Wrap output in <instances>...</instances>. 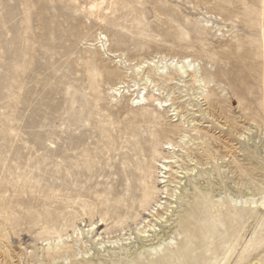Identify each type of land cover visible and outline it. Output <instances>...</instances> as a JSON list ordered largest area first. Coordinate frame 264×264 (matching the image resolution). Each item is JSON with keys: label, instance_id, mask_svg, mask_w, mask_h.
<instances>
[{"label": "rangeland", "instance_id": "obj_1", "mask_svg": "<svg viewBox=\"0 0 264 264\" xmlns=\"http://www.w3.org/2000/svg\"><path fill=\"white\" fill-rule=\"evenodd\" d=\"M183 57L199 88L175 85L169 109L157 102L172 85H144V102L133 103L141 60ZM166 143L177 199H166L174 212L154 253L137 239L138 206L124 215L113 202L134 178L164 189L154 159ZM192 212L209 240L205 225L195 236L176 231ZM73 230L87 253L76 244L75 255L46 263L41 249ZM169 256L264 264V0H0V264Z\"/></svg>", "mask_w": 264, "mask_h": 264}, {"label": "bare ground", "instance_id": "obj_2", "mask_svg": "<svg viewBox=\"0 0 264 264\" xmlns=\"http://www.w3.org/2000/svg\"><path fill=\"white\" fill-rule=\"evenodd\" d=\"M134 72L135 77L140 78L142 87L144 85H149V87L152 85L153 88H156V91H164L168 85H172L171 87H168L167 90L170 99L157 102L161 108L170 109L173 107V102H175L176 98L173 97V88L175 85H179L180 83L188 81L191 82L192 87L198 86L199 88V86L203 84V80L199 75L197 68L195 67L194 61L188 57H183L179 61L178 59L175 60V58H158L157 61H155L153 58L147 60L143 59L135 66ZM158 83L161 84V86H158ZM134 85L137 84L134 83ZM146 87L144 86L141 88V92H139L136 98L133 100L134 104H140L144 102L145 95L147 94ZM168 102L171 103L168 104ZM172 112H176L175 114L177 115L178 110L174 108ZM180 119L183 121L184 117L180 116ZM177 132L178 131H176V133ZM164 149L168 150V152L157 153L158 158L154 159V162H156L157 165L156 173L159 174L161 178L158 184H162L164 189H157L155 182L148 181V179L134 178L126 184V186L120 191L117 198L113 202V207L116 212L124 215L127 214L131 209L138 206V212L133 221L135 224V233L137 235V239L148 242V245L145 246L148 247L150 252L154 253L161 250L163 246V244L159 243L163 238V235L160 233V227H167L171 225L170 218L164 215L168 212V216H170V214H173L174 212V210L168 211V208L165 207L166 204L171 205V203L167 202L166 199L173 197L177 199L175 189L172 191L169 190L171 183L175 179L174 175L177 173L176 170H174V168L177 166V156L175 154L176 150H174L175 146L173 144L166 143ZM195 215V212L188 214L186 219L178 225V229H176V231L180 229L184 233L190 232L193 236H195L198 232L197 230H200L201 226L205 225V232H201L200 237L202 241L209 240L212 234L207 229L205 221H201V224ZM138 219L141 220L140 223L137 221ZM90 226H92V224ZM117 228H122V225H118ZM76 231H80V229H77ZM73 233L75 236L74 239H72V236H66V238H63L62 235H57L53 244L47 243L45 247L41 249L46 263H51L55 260L75 255L74 247L76 244L81 246L82 253H87V249L85 247L86 241H84L83 232H80V237L75 235L74 230ZM87 233H89L88 230ZM121 238H123V236ZM121 238L116 237L115 241H112V238L107 239L106 243L117 244V242L121 241ZM171 241L174 242L170 238L168 244H170ZM95 244L102 246V243L99 241V239H96ZM198 246H200V244ZM190 247L196 249L197 245L192 243ZM138 249H140V247H138ZM214 252V248H209L207 250L208 255H212ZM166 263H172L171 256L168 257ZM251 264L259 263L254 261Z\"/></svg>", "mask_w": 264, "mask_h": 264}]
</instances>
